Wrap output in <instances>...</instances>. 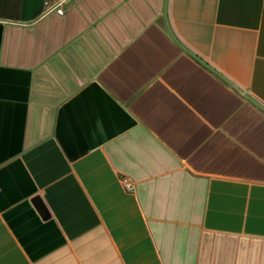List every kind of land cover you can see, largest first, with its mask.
<instances>
[{
  "label": "crops",
  "instance_id": "obj_1",
  "mask_svg": "<svg viewBox=\"0 0 264 264\" xmlns=\"http://www.w3.org/2000/svg\"><path fill=\"white\" fill-rule=\"evenodd\" d=\"M58 3L0 0V264H264V0Z\"/></svg>",
  "mask_w": 264,
  "mask_h": 264
},
{
  "label": "built area",
  "instance_id": "obj_2",
  "mask_svg": "<svg viewBox=\"0 0 264 264\" xmlns=\"http://www.w3.org/2000/svg\"><path fill=\"white\" fill-rule=\"evenodd\" d=\"M66 0H59V3H58V7H57V12L59 13V14H63V7H62V5H63V3L65 2ZM122 183H123V185H124V187L127 189V190H129V191H133L134 190V184H133V182L129 179V178H127V177H123L122 178Z\"/></svg>",
  "mask_w": 264,
  "mask_h": 264
}]
</instances>
